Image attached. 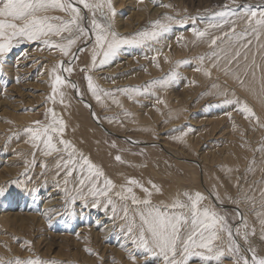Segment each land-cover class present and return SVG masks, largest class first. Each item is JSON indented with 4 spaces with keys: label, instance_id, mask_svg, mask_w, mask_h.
Returning <instances> with one entry per match:
<instances>
[{
    "label": "rangeland",
    "instance_id": "374dc122",
    "mask_svg": "<svg viewBox=\"0 0 264 264\" xmlns=\"http://www.w3.org/2000/svg\"><path fill=\"white\" fill-rule=\"evenodd\" d=\"M111 2L116 14L110 23H114L112 30L121 38L152 31L157 20L168 24L170 30L138 47L122 45L107 64L99 63L101 55L94 68V35L73 46L71 51L75 54L77 49H84L76 58L64 57L58 49L50 50L39 40L20 43L0 64V189L4 190L0 196V258L8 261L31 257L58 264L160 262L137 250L130 239L126 229L133 209L137 208L130 201H117L116 214L110 206L94 207L87 189L84 192L87 200L77 198L74 204L69 201V195L77 196L73 191L74 179L67 178L71 186L63 183L64 172L57 175L58 154L44 156L42 146L35 149L30 134L25 131L34 121L50 122L51 117L46 119L45 115L48 109L64 120L63 138L102 168L117 185V191L127 180L134 179L152 192L153 205L167 204L177 193L200 192L206 197L204 203L224 216L234 232L240 228L241 235L236 239L242 247L249 246L243 240L247 231L250 245L264 255V239H261L264 235L261 225L264 220V189H261L264 188V32L257 39L243 15L249 7L257 13L264 10V0ZM221 11L227 15H217ZM169 16L173 18L171 22L164 19ZM84 26L89 27L85 22ZM197 32L206 35L200 38L194 34ZM225 32L230 35L225 36ZM245 32L248 34L241 37ZM216 36L221 39L210 47V40ZM51 39L56 42L60 38ZM213 51L218 53V59L209 58ZM237 51L241 52L240 57L233 59ZM60 61H70L64 66L72 71L63 72V76L75 83L78 96L91 106L77 97L70 83L61 87L63 103L59 95L56 103L48 99L52 95V69ZM172 73L176 78L169 83H153ZM88 76L101 90L99 101L88 90ZM247 85L250 89H245ZM105 92L112 95H104ZM237 99L241 104L247 103L254 117L245 118L238 111L240 105L226 103ZM140 121H144L142 125ZM106 129L151 145L132 146L108 135ZM117 155L123 162L115 160ZM152 184L161 191L152 189ZM134 192L138 198H145L139 187L134 186ZM113 199L117 198L113 196ZM124 203L129 207L128 220L120 210ZM221 206L241 209L243 220L233 209ZM253 230L255 235L251 234ZM132 256L136 258L134 261ZM224 260L223 264H232V257L226 256ZM190 264L200 261L193 258Z\"/></svg>",
    "mask_w": 264,
    "mask_h": 264
},
{
    "label": "snow or ice",
    "instance_id": "6c2138e0",
    "mask_svg": "<svg viewBox=\"0 0 264 264\" xmlns=\"http://www.w3.org/2000/svg\"><path fill=\"white\" fill-rule=\"evenodd\" d=\"M55 13L63 15H55ZM115 14L111 0H0V64H3L6 55L20 43L39 40H42L50 50L58 49L64 57L70 55L75 57V53L71 51L73 46L85 37L91 39L94 35L95 50L92 56V67L94 68L99 56L102 55L99 63L107 64L122 45L140 46L148 41L157 40L170 30L168 24L157 20L152 25V31H142L132 37L121 38L112 30L110 23V16H115ZM217 15L225 17L227 13L221 11ZM243 15L247 17L246 23L251 33H255L259 39L260 34L264 32V10L257 13L249 7ZM164 19L171 22L173 18L169 16ZM86 20L90 30L89 27L84 26ZM232 32H235V28ZM194 34L200 38L206 35L205 32ZM247 34L245 32L240 35L244 37ZM224 35L229 36L230 34L225 32ZM51 37L60 39L54 42ZM220 39L219 36L212 38L210 47L216 46ZM83 50L82 47L77 49V51ZM212 57L218 59V53L213 51L209 58ZM239 57L240 53L237 51L233 59ZM200 59L203 60L204 57ZM65 63H70V61H60L52 69V95L48 99L53 103H56L57 95L63 103L65 96L61 91L62 86L70 83L74 90L77 87L75 83L63 76V72L71 73L72 71L71 67L64 66ZM183 63H188V61ZM206 74L210 75V73ZM175 78L176 74L172 73L166 79L153 83L164 85ZM86 79L88 90L99 101L101 90L94 86L91 76ZM123 91L130 90L124 89ZM104 95L112 94L105 92ZM226 103L240 105L238 111L245 114V118L255 115L247 103L241 104L239 100H227ZM45 115L46 119L48 116L51 117L50 122L34 121L33 125L25 131L30 134V141L35 149L40 150L42 146L44 156L58 154L57 175L60 171L64 172L66 185L69 183L68 177L74 179L76 186L73 191L77 193V196L69 195V201L74 204L77 198L87 200V196H91L94 207L107 208L110 206L113 214L117 212V201H130L131 205L137 206L133 209V216L126 229L137 250H143L156 257L160 264H190L193 258H197L200 264H223L226 256L232 257V264H264V255L258 254L249 243V233L247 231L243 233L244 243L249 245L244 248L236 239L241 235L240 228H236L234 232L224 216L219 215L214 208L204 203L206 197L200 192L177 193L169 203L153 205L152 192L134 179L127 180L126 184L121 185L117 191V185L107 177L102 168L80 152L72 142L63 138L66 129L64 120L58 118L53 109H48ZM115 160L123 162L119 155L115 156ZM43 166L46 167V165ZM134 186L139 187L145 193L144 199L137 197ZM151 187L156 192L161 191L155 184ZM85 189H87V196L84 195ZM65 191H68L67 188ZM3 195L4 190L0 189V196ZM113 196L117 199L114 200ZM100 198H103V201ZM141 205L142 208L139 207ZM120 210L123 212L124 219L128 220L127 203L122 204ZM261 223L264 225V220ZM244 226L247 227L246 224ZM251 234L255 235V230ZM261 239H264V235ZM131 259L134 261L136 258L132 256ZM0 264H58V262L16 257L8 261L0 258Z\"/></svg>",
    "mask_w": 264,
    "mask_h": 264
},
{
    "label": "bare ground",
    "instance_id": "6f19581e",
    "mask_svg": "<svg viewBox=\"0 0 264 264\" xmlns=\"http://www.w3.org/2000/svg\"><path fill=\"white\" fill-rule=\"evenodd\" d=\"M119 1V0H118ZM126 1V0H125ZM118 8V7H117ZM123 8V7H122ZM119 9V8H118ZM106 11H108L107 10V8H106ZM140 11V10H139ZM138 11V12H139ZM140 13V12H139ZM138 13V14H139ZM137 14V15H138ZM141 14V13H140ZM241 14V13H240ZM239 15V14H238ZM110 18H112V16H110ZM138 19L140 18V15H139V17H137ZM136 18V19H137ZM247 18V17H246ZM138 19H137V21H138ZM112 21V20H111ZM85 23H88V21L86 20L85 21ZM113 25H114V23H112ZM112 25V26H113ZM113 27H115V26H113ZM117 31H118V28H117ZM122 32H123V30H122ZM119 33H121V32H119ZM254 45H255V43H254ZM257 46V45H256ZM262 46V45H261ZM138 47V46H137ZM129 49V48H128ZM264 50V49H263ZM245 51V50H244ZM252 52V51H251ZM241 53V52H240ZM263 53V52H262ZM249 54V53H248ZM254 54V53H253ZM52 55V54H51ZM80 56V55H79ZM52 57H54L53 55H52ZM51 58V57H50ZM256 58V57H255ZM251 59V58H250ZM52 60V59H51ZM54 61V60H53ZM113 61V60H112ZM198 61V60H197ZM213 61V60H212ZM49 62V61H48ZM55 62V61H54ZM111 62V61H110ZM189 62V61H188ZM51 63V62H50ZM262 64H264V63H262ZM49 65V64H48ZM257 65V64H256ZM258 66V65H257ZM46 68V67H45ZM208 68V67H207ZM47 70V69H46ZM255 70V69H254ZM48 71V70H47ZM46 71V72H47ZM214 71V70H213ZM249 71V70H248ZM258 72V71H257ZM47 74H48V72H47ZM64 74V73H63ZM254 75V74H253ZM66 76V75H65ZM259 76V75H258ZM240 77V76H239ZM251 77H253V76H251ZM201 80V79H200ZM250 81H251V79H249ZM263 80V79H262ZM202 81V80H201ZM242 81V80H241ZM248 83V82H247ZM255 83V82H254ZM253 83V84H254ZM264 83V82H263ZM250 84V83H249ZM258 84V83H257ZM239 85V84H238ZM251 85V84H250ZM264 85V84H263ZM248 86V85H247ZM253 87L252 88H254V85H252ZM256 86V85H255ZM261 86V85H260ZM246 87V86H245ZM262 87V86H261ZM247 88H249L250 89V87L248 86V87H246L245 89H247ZM243 89H244V87H243ZM261 89V88H260ZM259 89V90H260ZM78 90V89H77ZM237 90V89H236ZM242 90V89H241ZM253 90V89H252ZM239 91V90H238ZM246 91V90H245ZM248 91V90H247ZM251 91V90H250ZM254 91V90H253ZM253 91H251V92H253ZM242 92V91H241ZM79 94V93H78ZM246 94H247V92H246ZM252 94V96H253V93H251ZM256 94V93H255ZM259 94V93H258ZM166 95V94H165ZM243 96V95H242ZM247 96V95H246ZM250 96V95H249ZM257 96V95H256ZM254 98H255V96H253ZM253 97H252V99H253ZM169 98H171V97H169ZM178 97H176V99H177ZM224 98V97H223ZM120 99V98H119ZM166 99V98H165ZM256 99V98H255ZM261 99H262V97H261ZM238 100V99H237ZM260 100V99H259ZM263 100V99H262ZM240 101V100H239ZM251 101V100H250ZM82 102H84L85 104H87V105H90L88 102H86V101H82ZM255 102V101H254ZM169 103V102H168ZM175 103V102H174ZM262 103V102H261ZM235 104V103H234ZM263 104V103H262ZM181 105V104H180ZM260 105V104H259ZM91 106V105H90ZM165 106V105H164ZM171 106V105H170ZM179 106V105H178ZM126 107V106H125ZM166 107H167V105H166ZM238 107V106H237ZM92 108V107H91ZM236 108V107H235ZM264 108V107H263ZM177 109V108H176ZM179 109V108H178ZM226 109H227V107H226ZM262 109V108H261ZM175 110V109H174ZM180 110H181V108H180ZM259 110V109H258ZM172 111V110H171ZM177 111V110H176ZM92 112H93V109H92ZM175 113V116H176V112H174ZM95 114V113H94ZM171 115V114H170ZM169 115V116H170ZM237 115V114H236ZM239 115V114H238ZM237 115V116H238ZM172 116H174V115H172ZM138 117V116H137ZM140 118H141V116H139ZM217 117V116H216ZM241 117V116H240ZM163 118V117H162ZM167 118V117H166ZM186 118V117H185ZM229 118V117H228ZM260 118V117H259ZM168 119V118H167ZM140 120V119H139ZM138 120V121H139ZM181 121H182V119H180ZM224 120V119H223ZM235 120V119H234ZM214 121V120H213ZM136 122V121H135ZM144 121H140V123L141 124H139V125H142V123H143ZM151 122V121H150ZM212 122V121H211ZM215 122V121H214ZM219 122H220V120H219ZM254 122V121H253ZM146 123V122H145ZM215 123H217V121L215 122ZM222 123H224V121L222 122ZM5 124V123H4ZM14 124V123H13ZM22 124V123H21ZM112 124V123H111ZM132 124V123H131ZM134 125H136V123H133ZM99 125V124H98ZM143 125H145V124H143ZM147 125H148V123H147ZM224 125V124H223ZM235 125V124H234ZM239 125V124H238ZM245 125V124H244ZM248 125V124H247ZM3 126V125H2ZM174 126V125H173ZM177 126V125H176ZM213 126V125H212ZM237 126V125H236ZM5 127V126H4ZM11 127V126H10ZM175 127V126H174ZM173 127V128H174ZM216 127V126H215ZM240 127V126H239ZM245 127H246V125H245ZM7 128V127H6ZM9 128V127H8ZM103 128V127H102ZM4 129V128H3ZM247 129V128H246ZM261 129V128H260ZM252 130V129H251ZM262 131V130H261ZM187 132V131H186ZM257 132V131H256ZM20 133V132H19ZM247 134V133H246ZM100 135V134H99ZM187 137V136H186ZM188 138V137H187ZM135 139V138H134ZM178 139V138H177ZM230 139H232V138H230ZM249 139V138H248ZM251 139V138H250ZM151 141V140H150ZM175 141V140H174ZM179 141H180V139H179ZM185 141V140H184ZM256 141V140H255ZM188 142L190 143V140H188ZM185 143V142H184ZM144 144V143H143ZM247 144V143H246ZM149 145H151L150 143H145V145L144 146H149ZM23 146V145H22ZM144 146H141V147H144ZM185 146V145H184ZM191 146V145H190ZM170 147V146H169ZM174 148V147H173ZM193 149H195L194 147H192ZM191 148V149H192ZM228 149V148H227ZM180 151V150H179ZM184 151V150H183ZM37 152V151H36ZM187 152V151H186ZM179 153V152H178ZM232 154V153H231ZM227 155V154H226ZM230 154H228L227 156H229ZM233 155V154H232ZM53 156H56V155H53ZM180 156V155H179ZM184 159V158H183ZM188 159V158H187ZM230 159V158H229ZM229 159H227V161L229 160ZM232 159V158H231ZM29 160V159H28ZM178 160H180V159H178ZM207 160H208V158H207ZM226 160V159H225ZM45 162H46V160H44ZM212 162V161H211ZM225 162V161H224ZM227 163L228 162H226V165H227ZM244 163V162H243ZM47 164V163H46ZM45 164V165H46ZM190 164V163H189ZM215 164V163H214ZM212 165V164H211ZM47 166V165H46ZM191 166V165H190ZM225 166V165H224ZM223 166V167H224ZM13 167V166H12ZM50 168V167H49ZM44 169H45V167H44ZM56 169V168H55ZM225 169H226V167H225ZM8 170V169H7ZM6 170V171H7ZM7 172H9V171H7ZM6 172V173H7ZM12 172V171H11ZM13 174V173H12ZM15 174V173H14ZM210 174V173H209ZM60 175V174H59ZM6 176V175H5ZM207 176H208V174H207ZM3 177V176H2ZM205 178V177H204ZM13 179V178H12ZM30 179V178H29ZM72 179V178H71ZM63 183H65L64 181H63ZM62 183V184H63ZM70 184V186H71V183H69ZM56 186V185H55ZM60 186V185H59ZM222 186V185H221ZM16 189V188H15ZM262 190L264 189V188H261ZM68 190V189H67ZM86 190V189H85ZM55 191V190H54ZM259 195V194H258ZM263 196H264V193H263ZM138 197V196H137ZM225 197V196H224ZM6 199V198H5ZM59 199V198H58ZM262 201V202H261ZM260 202L261 203H263V200H261ZM86 202V201H85ZM120 203H121V201H120ZM260 203V204H261ZM222 204H223V202H222ZM255 205V204H254ZM252 206V205H251ZM257 206V205H256ZM232 207V206H231ZM253 207V206H252ZM41 208V207H40ZM261 208V207H260ZM22 209V208H21ZM245 210V209H244ZM32 211V210H31ZM237 213H238V215H242V217H243V212L241 211V209H239L238 208V210L236 211ZM26 213V212H25ZM255 213V212H254ZM258 213V212H257ZM262 213V212H261ZM262 215V214H261ZM254 216V215H253ZM260 216V215H259ZM264 216V215H263ZM30 218V217H29ZM32 218V217H31ZM118 218V217H117ZM256 218V217H255ZM23 219V218H22ZM34 219V218H33ZM257 219H259V218H257ZM37 221V220H36ZM256 221H258V220H256ZM262 221V220H261ZM121 222V221H120ZM26 223V222H25ZM29 223V222H28ZM259 223V222H258ZM261 224V223H260ZM9 225V224H8ZM20 225V224H19ZM262 225V224H261ZM259 227V226H258ZM260 228V227H259ZM9 229V228H8ZM261 229V228H260ZM263 229V228H262ZM33 231V230H32ZM86 232V231H85ZM258 233H259V230L257 231ZM262 231L260 230V233H261ZM263 233V232H262ZM33 235V234H32ZM260 238V237H259ZM6 240V239H5ZM259 240V239H258ZM8 241V240H7ZM89 241V240H88ZM4 242V241H3ZM88 245V244H87ZM70 246V245H69ZM84 246V245H83ZM90 247V246H89ZM86 249H87V247H86ZM131 249V248H130ZM0 254H1V252H0ZM121 254V253H120ZM122 254H123V252H122ZM261 254V253H260ZM2 255V254H1ZM125 256V255H124ZM121 257V256H120ZM119 257V258H120ZM144 257V256H143ZM76 259V258H75ZM5 260V259H4ZM95 261V260H94ZM129 261H131V260H129ZM225 261V260H224ZM157 262V261H156ZM86 263V262H85ZM119 263H120V261H119ZM131 263H132V261H131ZM160 263V262H159ZM158 263V264H159ZM133 264V263H132ZM225 264V263H224Z\"/></svg>",
    "mask_w": 264,
    "mask_h": 264
},
{
    "label": "water",
    "instance_id": "95a60500",
    "mask_svg": "<svg viewBox=\"0 0 264 264\" xmlns=\"http://www.w3.org/2000/svg\"><path fill=\"white\" fill-rule=\"evenodd\" d=\"M80 51H77L76 52V54H75V58L77 57V55H78V53H79ZM74 58V59H75ZM75 93L77 94V97L81 100V101H83L79 96H78V90H77V88L75 89ZM108 135H111V136H113V137H115V138H117V139H119V140H124V141H128L129 143H130V145H132V146H137V147H141V146H144L145 145V143L143 144L142 142H137V141H133V140H130V139H127L126 137L124 138V137H120V136H118V135H116V134H114V133H112V132H110L109 130H107L106 129V131H105ZM223 209H233L234 211H237L238 209H235L234 207H231V206H221ZM240 220L242 221L243 220V217H242V215L240 216Z\"/></svg>",
    "mask_w": 264,
    "mask_h": 264
}]
</instances>
